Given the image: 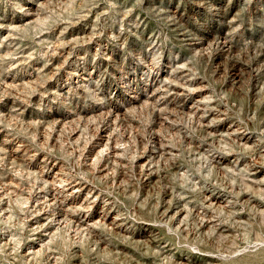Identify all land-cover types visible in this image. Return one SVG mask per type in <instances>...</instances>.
I'll use <instances>...</instances> for the list:
<instances>
[{
  "label": "rangeland",
  "instance_id": "1",
  "mask_svg": "<svg viewBox=\"0 0 264 264\" xmlns=\"http://www.w3.org/2000/svg\"><path fill=\"white\" fill-rule=\"evenodd\" d=\"M0 264H264V0H0Z\"/></svg>",
  "mask_w": 264,
  "mask_h": 264
}]
</instances>
